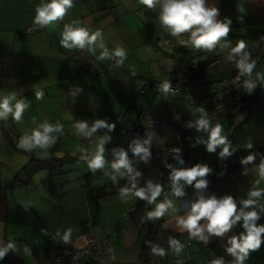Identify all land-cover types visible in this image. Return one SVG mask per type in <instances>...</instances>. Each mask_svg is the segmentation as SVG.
I'll return each instance as SVG.
<instances>
[{
    "label": "crops",
    "instance_id": "1",
    "mask_svg": "<svg viewBox=\"0 0 264 264\" xmlns=\"http://www.w3.org/2000/svg\"><path fill=\"white\" fill-rule=\"evenodd\" d=\"M52 2L0 0V101L8 98L12 108V112L0 116V156L4 150L10 155L14 153L13 148H5L7 141L15 147L18 141L28 140L34 130L43 132L45 126L51 127L53 131L48 133L46 145L27 146V150L41 161L54 152L64 167L76 162L78 167L74 171H84L85 186L65 193L63 189L58 191L54 181L56 177L60 178L58 183L65 179L68 173L65 169L59 175L47 174L38 165L26 174V184L40 174L41 184L48 182L49 187L38 192L28 189L35 199L29 198L30 206L19 207V202H13L23 213L27 212L26 220L20 215L10 221L9 205L5 229L0 226V250L8 252L3 258L5 264L45 262L50 253L59 249L49 241L52 234L72 239L91 234L98 242L107 240L103 264H224L228 260L264 264V243L260 251L256 248L248 249L247 253L239 249L236 253L229 251L233 239L242 243L248 234L241 213L256 212L257 219L249 221V225L257 229L264 227V161L234 170L216 163L241 152L262 150L264 153V58L259 73L254 70L258 75L259 97L240 96L239 102L249 105L248 108L232 109L219 121L212 120L213 125L201 126L199 121L193 126L181 104L174 109L172 106L175 101L184 100L189 91L171 93L168 89L169 84L192 80L196 75L190 71V64L183 62L179 66L181 58L177 55L174 59L176 53H167L170 43L160 37L166 31L173 32L162 21L165 5L172 0H154L152 7L142 0H72L62 17L47 24L38 22L39 10ZM203 7L216 9L214 21L228 25L230 30L224 38L251 41L255 31L264 32V0H204ZM33 27L39 31L28 33ZM199 27L202 26L195 25L183 32L192 34ZM69 30H84L96 39L91 43L86 40L83 47L72 41L62 43ZM176 36L188 39L184 34L176 33ZM117 50L123 55H116ZM229 50L220 49L217 57H228ZM3 57L7 58L6 69L2 67ZM93 63L99 68L93 67ZM246 78L248 85L251 77ZM17 103L24 105L19 121L14 115ZM147 116L163 121L148 138L159 153V162L167 163L170 181L159 187L155 200L150 202L149 194L144 208L139 207L141 198L136 195L137 188L97 197L107 186L101 181L105 163L96 168L91 165V171H87L79 163L93 160L82 161L78 156L103 157L109 148L124 142L122 130L111 134L116 120L123 118L121 128L131 131L138 123L146 122ZM13 121L15 132L11 129L6 140L3 126L11 123L12 127ZM217 128L224 143L210 151L211 136ZM179 129L183 132L179 133ZM189 159L199 168H208V172L197 176L193 183L183 178L174 181V173L185 171L183 165ZM24 173L15 183L20 187H27L20 183ZM46 175H49L47 180ZM200 181L205 186L197 187ZM254 192L259 195H252ZM229 197L236 204L230 218L235 223L222 235L208 231L207 218L198 222L203 231L194 236L179 223L188 218L193 205L201 199L215 198L222 202ZM248 201L251 203L245 206ZM160 204L165 205L162 215H150ZM134 208L137 211L130 212ZM236 216L241 219L236 220ZM159 220L178 235L165 258L148 236L149 228ZM11 224L22 228L11 233L8 228Z\"/></svg>",
    "mask_w": 264,
    "mask_h": 264
},
{
    "label": "clouds",
    "instance_id": "2",
    "mask_svg": "<svg viewBox=\"0 0 264 264\" xmlns=\"http://www.w3.org/2000/svg\"><path fill=\"white\" fill-rule=\"evenodd\" d=\"M142 3L148 5L149 7L153 6L154 0H142ZM72 0H53L51 4L45 7L42 10H39V14L37 17L38 22L47 24L50 21L57 19L58 17H62L66 11L67 7H71ZM204 0H172V2L165 5L164 14L162 16V21L168 26L172 27L173 34L180 33L183 31H187L193 28L195 25H201L192 33L193 43L197 48L203 47L204 49L211 50L215 47L217 42L221 37H224L229 32V27L225 23L215 22L214 17L217 15V10H206L204 7ZM96 36H89L88 33L84 30H69L65 33V40L62 43L67 44V41H72L73 44L79 45L83 47L85 41L87 40L89 43L95 41ZM71 47V45H69ZM245 47L243 41L239 42L236 48L233 49L235 53H240ZM116 55H123V53L119 50L116 51ZM107 55V52H105ZM186 80V79H185ZM181 83H184V81ZM250 78H248V82H250ZM194 81V80H188ZM244 82V79L242 80ZM247 81V80H246ZM178 82V81H177ZM175 83V82H173ZM171 83V84H173ZM169 84V86L171 85ZM168 86V89H169ZM192 90V89H189ZM186 90V91H189ZM185 91V92H186ZM24 105L23 103H17L15 105V119L17 121L21 118V113L23 111ZM0 116H4L9 112H12V108L9 106V99L4 98L0 101ZM214 122L219 121V119L214 120ZM201 126L206 124L205 121H201ZM99 126V124L97 125ZM81 128L85 127L84 125H80ZM53 129L51 127L45 126L43 132L39 130H34L33 135L28 140H22L21 146H33L40 145L44 146L49 142L48 133L52 132ZM220 129L217 128L213 131L211 136V143L209 144V150L214 151L215 147L219 144L224 143V139L219 136ZM103 149H101V152ZM137 153L144 151L142 147H137L135 149ZM228 151L227 148L224 149L226 153ZM87 154L82 155V161H90L86 160L85 157ZM251 159V157H249ZM103 160L100 155H97L95 160L92 162V167H102ZM121 166H127V159L124 154L121 155L118 163L114 164L113 167L119 169ZM208 172V168H193L191 170L186 171H177L174 173L173 180L178 181L181 178L187 180L191 183L197 176H204ZM205 186L204 181H200L197 187ZM160 188L157 187L155 189H151V199L155 200L159 195ZM137 196L144 197L145 193L143 191H139L136 193ZM252 195H259V193L254 192ZM251 201L245 202V206H248ZM136 211V208H134ZM165 210V205L160 204L158 206V210L155 213L150 215L160 216ZM236 211V204L233 202L231 197L224 199L222 202H217L215 198L204 201L201 199L198 203H195L192 207L191 214L188 216L186 220L182 219L179 221L184 228L191 230V234L197 235L203 231L202 228L198 227V222L202 218H207L210 223L207 225L208 231L211 233H215L217 235H222L225 233L235 221L230 218ZM244 216L245 227L248 228V234L243 238V242H237L233 239V247L229 249L230 252L236 253V250L239 249L241 253H247L248 249L257 248L260 241V234L264 232V227L255 228L254 226L249 225V221H254L257 219L256 212H250L248 214L241 213ZM241 219V216H236V220ZM67 239V237H65ZM173 243H176L175 241ZM4 250V249H1ZM179 250V249H177ZM7 251V250H6ZM8 253V252H7ZM3 255V251H0V256ZM4 257H0L3 260ZM243 259V257H240Z\"/></svg>",
    "mask_w": 264,
    "mask_h": 264
},
{
    "label": "trees",
    "instance_id": "3",
    "mask_svg": "<svg viewBox=\"0 0 264 264\" xmlns=\"http://www.w3.org/2000/svg\"><path fill=\"white\" fill-rule=\"evenodd\" d=\"M254 37L252 38L255 43L258 45L251 49L250 51L240 52L236 53L234 55H229L226 58H216L212 61L206 62L203 66L199 65L196 68L190 69L191 72H196L195 76H192V80L194 81H184V85H193L194 83H200L201 86L204 84H207V78L212 73L217 72L219 69L221 70H228L234 72V80L231 81V87L227 88L226 91L223 94V97H226L228 100H236L234 104L231 103H225V106L221 108H217L214 115L211 114L210 118L217 120L221 119L226 116L228 112H230L233 108H248L249 105L244 106V102L240 101V96L245 95L248 98L255 99L259 97V82H258V75L254 71L255 66V58L257 57H264V32L261 31H255ZM184 34L185 36H188V39H192V34L189 32H180L177 33V35ZM173 36H176L173 35ZM222 59V60H221ZM222 66L217 65L218 63H221ZM254 63V66L247 67L246 65L249 63ZM217 65V66H216ZM249 75L251 77V80L248 85H245L241 90H237V87L240 85V83H244L242 80L245 78V75ZM240 79V81H238ZM236 82V83H235ZM200 86V87H201ZM200 87L196 89H192L191 91L198 90ZM206 100V99H205ZM233 106V108H232ZM123 119V118H122ZM161 122V125L163 124V121L159 118H155ZM117 121V120H116ZM115 121V122H116ZM115 122L113 123L111 134H115L120 132L121 130L123 133L125 131L130 130H123L121 128V123L119 125V128H116ZM144 122H140L139 124H143ZM159 126V127H160ZM200 126V125H199ZM11 123L3 126V134L5 135V139H9V133L11 131ZM134 131V130H131ZM179 133H182L180 129L178 130ZM120 145L113 146L107 150V152L102 157V160L104 163H107L105 170L107 175V169L109 166V162L111 159L115 156V152L119 151L121 148ZM14 146L22 150L23 152L27 153L30 157V161L28 165H32L37 163V166L43 167L46 171H49L53 174H58L61 171V168L63 165L61 164V161L54 157V150L52 151L51 155L46 160H36L33 155L24 148L17 147V145L14 144ZM158 153L157 149L150 145L149 138L145 145V153L143 158L145 159V163L141 167L140 175L128 182L126 180H120L118 182H108L107 176H106V188L101 190L97 197L103 196V195H114L119 193H125L130 191L131 189L137 188L139 191H143L145 193L144 197H140V206L141 208L145 207L147 198L149 194L151 193V189H155L157 187H161L163 185H166L170 181V173L167 168V163L163 164L161 162H153L154 155ZM159 157V153H158ZM251 157V159H249ZM79 160H82L81 156H78ZM264 161V153L262 150H255V151H247V152H241L235 156H231L229 158H221L218 161L216 160V163L223 165L226 168H229V170H234L236 168H241L240 163L244 162L248 164L249 166L255 163H260ZM28 165L22 168L20 172L16 174L13 181L16 183L19 179L22 173L27 171ZM36 169V168H35ZM41 169V170H43ZM39 170V171H41ZM34 173V172H33ZM37 174V172H36ZM10 186H4L3 183L0 180V223H7L8 222V216H9V197H8V189ZM91 195L92 192L90 191ZM92 198V196H90ZM93 199V198H92ZM137 211V209H136ZM148 236L150 237L152 243L154 246L158 249L159 253L163 258L166 257L168 249L174 244L173 242L177 241L178 235L168 230L165 226V222L163 220H159L157 223H154L150 228L148 232Z\"/></svg>",
    "mask_w": 264,
    "mask_h": 264
},
{
    "label": "rangeland",
    "instance_id": "4",
    "mask_svg": "<svg viewBox=\"0 0 264 264\" xmlns=\"http://www.w3.org/2000/svg\"><path fill=\"white\" fill-rule=\"evenodd\" d=\"M168 31L160 34V37L162 38L163 42H168L170 45L168 46L167 53L173 52L176 53L173 54V58L176 59V56L181 58V62L179 66L183 62L187 63V65H191L192 68H196L199 65H204L208 61H212L216 58H221L220 56L217 57V51L220 49H225L226 47L229 48L230 54L234 55L233 49L237 47L239 42L243 41L245 44L244 49L241 52L250 51L251 49L255 48L258 44L255 43V41L252 39L251 41H245L242 39H229V38H220V40L217 42L215 47L211 50L204 49L203 47L197 48L194 43L193 39H180L178 36H167ZM242 35V34H241ZM239 38H242L239 37ZM251 43V44H250ZM249 45V46H247ZM170 48V49H169ZM225 51V50H224ZM170 56V55H168ZM264 58V57H263ZM260 56L255 58V66L254 70L259 73L260 67L262 66V60ZM222 60V59H221ZM222 62V61H221ZM178 64V63H177ZM202 65V66H203ZM217 65L222 66V63H218ZM216 65V66H217ZM234 72L228 71V70H221L219 69L217 72L212 73L207 78L208 83L201 86L198 90L191 91L186 94L184 97V100L182 101H175L174 104H172L173 109L177 106V104H181L184 108V114L188 115L190 117L191 123L193 126L197 124L199 121H205L207 125H213L212 122L213 119L210 118L211 114L214 115V111L217 110L219 106H225V103H228L229 100L226 97H223V94L227 88L231 87V81L234 80ZM247 74L244 78V83H240V85L237 87V90H241L247 83H245ZM180 82V81H178ZM236 83V82H235ZM219 97H222L223 100H220ZM206 99V100H205ZM233 108V106H232ZM242 107L233 108V110H243ZM148 117V116H147ZM150 118V116L148 117ZM20 124H23L22 122ZM205 124V125H206ZM15 125L13 121L12 130L15 132ZM198 127V126H197ZM196 127V128H197ZM181 137V136H180ZM5 144V148H13V155H10L7 151H2V155L0 156V180L4 184V186H10L8 189V197H9V205L11 207V215H10V221H15L17 219V216L22 215V220H26L28 217L27 212L23 213L19 208H17L16 204L13 202H19L18 206H24L28 205L30 206V203L28 202L29 198L35 200L29 195V191H37L40 189L42 191H46L49 187V183L41 184V178H43V175L38 174L37 178L33 180L31 183L28 184V179L26 178V174H28L31 170L35 169L37 166V163L28 165L30 161V157L27 153L23 152L22 150L17 149L16 147H13L9 141ZM17 146L27 149V146H21V142H17ZM10 150V149H9ZM86 155V154H85ZM88 155V154H87ZM89 156V155H88ZM93 161L95 160L92 158V156H89ZM82 162L79 163L81 165V169H86L87 171H91L90 166L92 165V162ZM28 165L29 169L25 171L23 175L25 177L22 179L21 182L23 186L27 187H20L19 185H16L13 181L14 177L17 174V171H21L24 166ZM107 163H105L106 167ZM66 167V168H65ZM61 168V171L63 172L64 169L68 172L65 176V179H62L60 183L59 177H56V180L54 181L58 191L63 189V193L69 192L72 190H77L78 186H85L84 181V171L80 170L79 172H75L74 169L78 167L76 162H70L69 165H65ZM75 167V168H74ZM47 174H49V171H46ZM43 174V173H41ZM49 175H46V180L48 179ZM79 176V178H78ZM106 171L103 172V176L101 181L106 182ZM28 178H30L28 176ZM97 180V178L95 179ZM25 202H27L25 204ZM17 208V209H15ZM1 228L5 229V224L7 223H0ZM9 230L11 233H14L16 231H20L22 226L20 225H9Z\"/></svg>",
    "mask_w": 264,
    "mask_h": 264
},
{
    "label": "built area",
    "instance_id": "5",
    "mask_svg": "<svg viewBox=\"0 0 264 264\" xmlns=\"http://www.w3.org/2000/svg\"><path fill=\"white\" fill-rule=\"evenodd\" d=\"M39 31L38 27H33L28 30V33H37ZM114 62V61H112ZM3 69L8 66L7 58L3 57L1 59ZM93 67L99 68V66L93 63ZM240 81V79L238 80ZM200 83H194L193 85L185 86L181 82H175L169 86V91L171 93H183L189 89H196L200 87ZM122 121L119 118L115 122V126L118 129ZM161 125V122L155 118H149L143 124L137 125L134 131L124 132V142L120 146V150L115 152V156L109 162L107 169V181L108 182H118L120 180H126L128 182L136 179L140 175L141 167L145 163L143 158L145 153V145L149 137V133L156 130ZM57 132H59L57 130ZM61 133V132H60ZM90 145H93V141L89 140ZM137 147H142L144 151L137 153L135 149ZM124 154L127 159V166H121L119 169L113 167L114 164L118 163L121 155ZM86 160H90L89 156L85 157ZM153 162H159L158 153L154 155ZM184 170H191L197 168L195 161L189 159L184 162ZM241 168L249 166L248 164L241 162ZM193 183V180L191 181ZM135 209L130 210L134 212ZM49 241L55 243L59 246L57 251L50 253L47 260L41 264H79L80 261L88 262L90 264H103L106 261L105 249L107 245V240L98 242L94 239L91 234H85L79 238L72 239L67 237H59L57 235H50ZM260 245L256 248L260 251L264 243V232L260 234ZM3 251V255L0 257L7 256L6 250ZM0 264H5L0 260ZM224 264H239L236 260L225 261Z\"/></svg>",
    "mask_w": 264,
    "mask_h": 264
},
{
    "label": "water",
    "instance_id": "6",
    "mask_svg": "<svg viewBox=\"0 0 264 264\" xmlns=\"http://www.w3.org/2000/svg\"><path fill=\"white\" fill-rule=\"evenodd\" d=\"M174 34H173V32L172 31H169L168 33H167V36H170V37H172ZM247 67H252V66H254V63L252 62V63H249V64H247L246 65Z\"/></svg>",
    "mask_w": 264,
    "mask_h": 264
}]
</instances>
